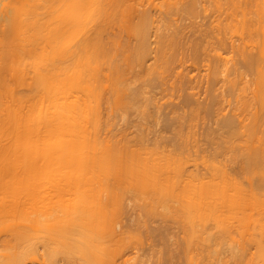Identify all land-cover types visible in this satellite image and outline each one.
Here are the masks:
<instances>
[{"label": "bare ground", "instance_id": "obj_1", "mask_svg": "<svg viewBox=\"0 0 264 264\" xmlns=\"http://www.w3.org/2000/svg\"><path fill=\"white\" fill-rule=\"evenodd\" d=\"M128 2L0 0V264L103 263L92 236L126 179L112 170L129 115L136 133L168 130L194 166L241 167L245 186L223 175L184 197L193 210L196 199L226 207L253 234V264L263 262L264 227L252 215L264 206V0H164L158 19L144 10L127 26L132 48L119 34ZM188 68L205 80L207 101L185 92ZM154 85L169 97L156 99ZM202 112L217 127L198 139ZM146 178L126 182L138 201L173 189Z\"/></svg>", "mask_w": 264, "mask_h": 264}, {"label": "rangeland", "instance_id": "obj_2", "mask_svg": "<svg viewBox=\"0 0 264 264\" xmlns=\"http://www.w3.org/2000/svg\"><path fill=\"white\" fill-rule=\"evenodd\" d=\"M163 1L129 0L122 5V16L126 21H121L119 34L126 45L132 48L137 42L134 35H128L127 26L133 24L138 13L144 10L158 19V7ZM6 42L3 51L11 57L14 51L11 36ZM184 72L193 78L183 87L185 92L196 93L194 96L200 102L207 101V84L196 74L199 71L188 68ZM213 87L223 89L220 83ZM15 88L24 98L28 94L24 86ZM147 88L156 99L162 100L161 96L166 89L157 85ZM223 94L227 95V91H223ZM164 96L169 97L166 94ZM221 105L217 104V107ZM256 106L259 114L257 132L264 137L263 125L261 126L264 122V107L259 104ZM136 118L129 115L126 133L121 138V147L117 151L118 163H113L112 172L118 169L122 176H126L125 182L119 185V201L115 209H109L99 218L100 223L92 236L99 244L98 252L103 260L102 264H253V234H249L250 229L240 232L237 222L230 218L226 207L215 203L205 209V205L199 204V199H196V208L193 210L189 208L191 203L184 197L191 186L198 190L217 186L223 175L227 182L235 181L245 186L241 167L234 164L225 168L222 165L219 168L201 164L194 166L191 159L195 156L183 151L170 138L168 130L136 133ZM215 120L213 114L202 112L195 127L198 139L208 129L217 127ZM205 154L211 157V153ZM143 174L147 175L146 180L152 177L158 183L167 181L172 184L173 189L162 188L163 191L160 192L164 198L159 202L154 193H148L143 200L138 201L127 189L126 182L135 184ZM199 181L205 183V186L199 187ZM110 182L112 186L115 185L112 178ZM148 183H152V180H148ZM157 202L164 207H159ZM252 219L255 224L253 227H264V206L261 210L256 207ZM217 221L223 226L217 224ZM257 240L264 244V239L259 235ZM259 264H264V261Z\"/></svg>", "mask_w": 264, "mask_h": 264}]
</instances>
